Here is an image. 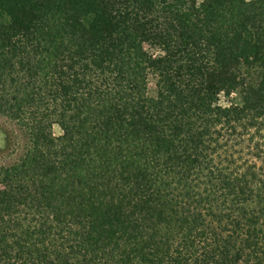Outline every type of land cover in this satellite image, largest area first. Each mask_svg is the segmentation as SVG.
I'll return each instance as SVG.
<instances>
[{"label": "trees", "instance_id": "obj_1", "mask_svg": "<svg viewBox=\"0 0 264 264\" xmlns=\"http://www.w3.org/2000/svg\"><path fill=\"white\" fill-rule=\"evenodd\" d=\"M0 123V264H264V0H0Z\"/></svg>", "mask_w": 264, "mask_h": 264}, {"label": "rangeland", "instance_id": "obj_2", "mask_svg": "<svg viewBox=\"0 0 264 264\" xmlns=\"http://www.w3.org/2000/svg\"><path fill=\"white\" fill-rule=\"evenodd\" d=\"M11 127L5 125L4 123H0V149H6L8 144V139L11 137L10 133ZM6 132V134L4 133ZM55 136L59 137L62 135V130L59 126H54L53 128ZM2 151V150H0Z\"/></svg>", "mask_w": 264, "mask_h": 264}]
</instances>
